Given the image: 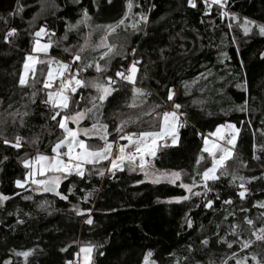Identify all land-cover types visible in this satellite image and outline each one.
<instances>
[{"label":"trees","instance_id":"obj_1","mask_svg":"<svg viewBox=\"0 0 264 264\" xmlns=\"http://www.w3.org/2000/svg\"><path fill=\"white\" fill-rule=\"evenodd\" d=\"M128 3L0 0V194L9 197L0 204V264H67L75 262L79 249L89 244L95 245L91 264H143L149 251L156 264H222L226 259L228 264H235V260L228 259L233 252L238 257L249 255L248 264H253L251 253L264 257V244L260 242L244 251L238 243L229 248L223 242L251 238L244 217L253 219L259 227L257 218L264 212V208L254 206L264 201V36L251 25L252 31L245 35L242 27L244 18L264 24V0H228L238 19L222 17L219 5L206 9L204 0H196V7L188 0H131V11ZM84 9L91 17L87 25L82 23L69 30V25L82 19ZM125 13L129 27L125 30L122 26L117 29L118 35L109 37L122 55L114 56L106 71L97 73L93 66L80 73L86 83H105L107 77H112L117 81L112 85L116 91L103 102L102 115L88 113L80 127L90 128L98 118L108 125L107 139L118 142L123 141L118 140L115 131L121 120H129L124 132L156 130L160 125L157 113L164 111L167 93L175 88L174 101L181 105L177 111L183 114L180 121L185 126L178 128V145L159 150L153 160L155 168L182 171L184 183H191L190 178L195 176L199 184L196 171L211 166L207 153L199 166L195 163L204 146L203 137L230 122L241 129L235 155L227 161L230 175L209 181L212 191L206 196L202 185L193 188V193H201L197 196L179 187V183L146 182L139 169L114 171L107 179L105 173L99 175L106 163L86 166L83 178L72 175L63 179L58 191L67 195V200L55 193L37 191L31 183L18 187L15 181L25 180L28 171L22 161L38 152L52 154L51 147L62 135L56 122L49 119V107L42 103V84L18 85L24 58L31 54L30 34L42 26L55 33L49 55L63 61H72L64 48L75 52L87 38L88 48L81 53L83 62L95 59L104 65L106 60H99L103 50L95 46L105 34L104 26L116 23ZM143 13L148 15L147 23L140 22L139 30L132 29L130 25ZM11 28H16L18 34L6 42L4 36ZM48 39L45 36L41 41ZM133 61H139L135 87L150 93L138 99L140 106L134 108L128 107L133 85L115 77V72L125 71ZM37 69L36 79L41 81V70L46 72V66L38 64ZM237 85H243L246 91ZM97 95L92 87L78 88L70 94L68 113L92 108L91 98ZM245 100L247 110H238ZM153 108L151 115H145ZM15 112L28 113L23 125L19 115H10ZM16 135L24 138L21 148L3 143L2 138L14 141ZM36 138L38 142L33 144ZM86 142L92 146L103 144L98 137H86ZM231 173L245 178L248 192L244 199L238 196L241 181L233 182ZM88 193L91 196L85 201ZM184 196L189 198L174 199ZM228 199L232 203L224 204ZM207 200L213 201L212 207L205 206ZM74 206L84 214L78 215ZM89 215L93 220L90 225L85 223ZM235 224L240 225L239 238L231 234ZM204 239L209 241L207 246L202 243ZM30 249L34 251L26 261L16 255Z\"/></svg>","mask_w":264,"mask_h":264},{"label":"snow or ice","instance_id":"obj_2","mask_svg":"<svg viewBox=\"0 0 264 264\" xmlns=\"http://www.w3.org/2000/svg\"><path fill=\"white\" fill-rule=\"evenodd\" d=\"M111 2V0H109ZM205 8L210 9L212 5H219L223 9L227 3V0H204ZM188 4L192 7H196V0H188ZM128 9L131 11L132 3L129 0ZM22 11V8L18 5L17 12ZM16 13H11L15 15ZM220 15L222 17H231L232 19H238L235 14L229 13L227 11H221ZM128 18V13H125L124 18L120 19L114 24H109L104 26L105 34L101 37L100 43L95 47L104 49L100 56L99 60H106L104 65H101L98 60H92L88 62H83L81 53L85 52L88 48L89 41L86 38L84 44L81 45L75 52H72L69 48H64L63 51L70 53L72 56V61L64 62L57 60L54 57L48 56L49 49L53 45L51 36L55 33H49L46 26H42L39 30L31 33L32 36V48L31 54L27 55L24 58L23 70L18 78V85L20 87H34L35 83L39 82L42 84V90L45 92V98L42 100L46 106L49 107L50 116L49 119L56 122V125L62 130V135L58 138L57 142L51 147L52 155H46L43 153H37L36 156L31 159H24L22 161L23 166L27 169L25 180H16L15 183L18 187H23L25 183H28L29 180L32 185L35 186L37 191L42 192H52L59 196L61 199L67 200L68 196L57 191L60 183L63 179H67L69 176L76 175L81 178L85 176V166L86 165H96L102 161H108L110 167L108 171H123L124 166L127 165L128 168L132 171L139 169L145 177V180H149L153 184L161 183L166 181L170 184H177L178 186L187 190L189 193L194 195H201L200 192L193 193V188L202 185L205 189L203 195H207L208 192L212 191V188L209 186V181L216 182L220 179L221 176L230 175L227 167V161L232 160L235 155V148L237 145V139L240 134L241 129L236 127L235 124L230 122H225L216 127V130L208 135L215 137V140L210 141L208 136L203 137V148L201 150L200 156L196 160V165L199 166L201 161L204 159V153H207L211 158V166L206 167L202 172L196 171V175L200 177L199 184L195 176L191 177V183H184L182 181V171H169L161 170L155 168L153 160L157 157L158 150L162 148L169 147L168 138H170L171 145H176L178 142V128L185 126L184 123L180 121V115L178 109L181 108L179 103H176L173 99L175 92L172 89H169L167 93V100L172 101V111H163L162 113H157V116L160 117V125L156 130H144L139 132H124V127L129 123V120H121L120 124L116 127L115 131L118 134V140H124L127 143L120 144L117 140L109 141L107 139L108 125L101 123L99 119H96L90 128H79L80 121L85 119L88 113H93V116L96 113H100V109L103 106V102L116 91L112 85L117 81L112 77H107L105 83H100L98 80H93L90 83H86L84 79L80 77V73L87 70L90 67H95L97 73H101L107 70V63H110L111 59L116 55H122L121 52L117 51L118 45L115 43H109V37L113 35H118L117 29H120L122 26L126 30L129 25L125 24V21ZM91 17L88 15L87 9L83 10L82 19L77 21L76 25H69V30L76 28L80 24L87 25ZM147 16L141 15L140 20L132 23L130 27L134 30L138 29V24L140 22L147 23ZM255 27L258 30V34L264 36V24H258L256 21H250L248 18L244 19L242 25L245 35L249 34L252 31V27ZM99 27V26H98ZM231 27V24H229ZM17 29L11 28L7 31L4 36L6 42L9 41L11 37L16 36ZM91 34H89L90 37ZM48 36L49 39L47 42L42 43L41 40L43 37ZM67 38L66 36L64 37ZM135 50H133L134 52ZM39 54H43L46 59H41ZM264 56V54H262ZM76 62H81L75 68L73 65ZM139 61H133L132 64L125 71L115 72V77L120 78V80L126 81L129 84H132V103L128 107H138L136 101L141 97H147L150 95L146 90L142 88L135 87L136 82V73L138 71L137 64ZM45 65L46 72L41 70V75L44 77L41 81H37V65ZM203 76V74H201ZM29 80L32 81V84H29ZM196 81H193L195 83ZM82 87H92L96 89L98 95L91 98L92 108L84 110H76L72 114L68 113L69 104H70V94L75 93L78 88ZM189 85L185 82V88L187 89ZM241 87L242 90L246 91V88L243 85H237ZM32 97H35L37 93L32 92ZM96 101L100 103L97 104ZM34 102V100H33ZM145 100H141V103H144ZM75 103V101H72ZM11 107V105H9ZM160 107V105H156ZM95 110V113L93 112ZM240 111L247 110V101L241 106H239ZM155 109L145 113V115H151ZM13 118L16 116L21 117V125H23V117L27 116L28 113H10ZM60 117V119H57ZM92 118V117H89ZM131 119V118H129ZM133 123L135 121H132ZM69 123L77 125V127H70ZM264 123V121H262ZM264 135V132H262ZM81 136L92 138L98 137L103 141L102 146H92L86 142L85 139H82ZM3 143L10 144L13 148L19 149L22 147L24 138L20 135L14 137V141H10L7 138H2ZM38 142V138L33 139L32 143L35 144ZM159 142V143H158ZM6 160L7 157H4ZM105 169L101 168L99 170V175H104ZM232 181L239 179L241 183L239 188L241 189L238 192L240 199H244L248 189L244 184V177H237L234 173H231ZM252 179H255L253 177ZM143 183V181H139ZM71 192V188L69 189ZM88 196H91V193H88L84 197L85 201L88 199ZM31 197H25V199H30ZM189 197H176V201L187 200ZM217 198H219L217 196ZM9 197L0 194V204L8 200ZM230 199L225 200L224 204H231ZM213 201L207 200L205 206L212 207ZM259 208H264V201L258 202L257 205H254ZM78 215H83L84 213L74 206ZM90 212V210H85ZM241 211H247L246 209H241ZM260 224L257 227L253 219L244 217V224L248 226V229L251 234L249 239H237L232 242L224 240L223 242L227 244L229 248H232L233 243H238L241 251L250 249L255 243L260 242L264 244V212L260 214L257 218ZM85 223L92 224L93 220L89 215L85 220ZM189 228L192 227V221L188 219L186 221ZM231 234L235 237L241 235L237 229L240 228L239 224L231 226ZM202 243L207 246L209 241L204 239ZM95 248V245H87L81 247L79 252L76 254L78 257L82 255L83 264H91L92 252ZM34 249L27 251L17 252L16 255L27 258L33 253ZM63 251V249H62ZM153 256V253L149 251L143 258V264H156L154 260H150V257ZM251 261L253 264H264V257H261L259 253L250 254ZM228 259L235 260V264H248L249 255L243 257H238L235 252L232 253ZM9 264V262H5ZM67 264H77L74 261H68ZM178 264V262H177ZM211 264V262H210ZM222 264H228V260H224Z\"/></svg>","mask_w":264,"mask_h":264},{"label":"rangeland","instance_id":"obj_3","mask_svg":"<svg viewBox=\"0 0 264 264\" xmlns=\"http://www.w3.org/2000/svg\"><path fill=\"white\" fill-rule=\"evenodd\" d=\"M245 19V18H244ZM248 20H250V21H252L251 19H248ZM250 27V26H249ZM113 39V42H114V38H112ZM116 39V38H115ZM42 43H44V41H41ZM110 43V42H109ZM98 50H104V49H102V48H97ZM50 51V50H49ZM40 55V58L41 57H45L43 54H39ZM48 56H50L49 55V53H48ZM55 58V57H54ZM58 60V59H57ZM60 61H62L61 59H60ZM22 70H23V68H22ZM22 72V71H21ZM84 120V119H83ZM82 120V121H83ZM82 121H80V124H81V122ZM80 124H79V128H81V129H83L82 127H80ZM69 126L70 127H77V125H75V124H71V123H69ZM179 130V129H178ZM177 135H178V142H177V144L176 145H178L179 144V133L177 132ZM81 138L82 139H85L86 140V137H84V136H81ZM208 138H209V140L210 141H212V140H215L216 138L215 137H211V136H209L208 135ZM109 141H111V140H109ZM124 141V140H123ZM121 142V141H119L118 143H120V144H124V143H127L126 141H124V142ZM159 143V142H158ZM168 143H169V145L170 146H176V145H171V141H170V138H168ZM158 152H159V150H158ZM158 152H157V154H158ZM50 155H52V154H50ZM102 163H106L107 164V167H106V169H105V171H104V173L106 174V173H111L112 174V172L111 171H108L107 169L110 167V165H109V162L108 161H102V162H100L99 164H96V165H100V164H102ZM95 165V166H96ZM86 166H93V165H86ZM85 166V169H87V167ZM125 168H128V166L127 165H125L124 166V169ZM115 171V170H114ZM141 172V171H140ZM142 173V172H141ZM143 174V173H142ZM144 180H145V177H144ZM63 181V180H62ZM146 182H150L149 180H145ZM162 182H166V181H162ZM28 183H31L30 182V180H29V182ZM151 183V182H150ZM177 183H179V182H177ZM61 184V183H60ZM60 186V185H59ZM58 189H59V187H58ZM58 189H57V191H58ZM50 193H52V192H50ZM80 250V249H79ZM82 255L83 254H81V256L80 257H78L77 256V259H76V261L75 262H77V264H83V260H82ZM92 259V258H91ZM150 260H152L151 259V257H150Z\"/></svg>","mask_w":264,"mask_h":264},{"label":"built area","instance_id":"obj_4","mask_svg":"<svg viewBox=\"0 0 264 264\" xmlns=\"http://www.w3.org/2000/svg\"><path fill=\"white\" fill-rule=\"evenodd\" d=\"M223 11H227V12H229V13H232L233 12V9L230 7V5L228 4V0H227V3H226V5H225V7L223 8ZM141 15H146V16H148L147 14H140V16ZM58 60H60V59H58ZM63 61V60H62ZM64 62H70V61H64ZM73 67H74V65H73ZM175 96H176V93H175V95H174V97H173V99H175ZM173 109H172V101H165L164 102V111H172ZM111 173H106L105 174V177L107 178V179H109V178H111Z\"/></svg>","mask_w":264,"mask_h":264},{"label":"crops","instance_id":"obj_5","mask_svg":"<svg viewBox=\"0 0 264 264\" xmlns=\"http://www.w3.org/2000/svg\"><path fill=\"white\" fill-rule=\"evenodd\" d=\"M175 93H177V90L175 88L172 89Z\"/></svg>","mask_w":264,"mask_h":264}]
</instances>
